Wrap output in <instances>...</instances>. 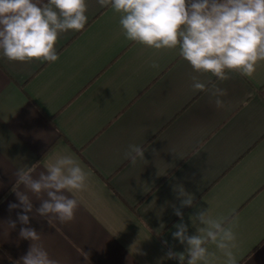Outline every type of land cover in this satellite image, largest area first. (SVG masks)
I'll return each mask as SVG.
<instances>
[{
  "label": "crops",
  "instance_id": "crops-1",
  "mask_svg": "<svg viewBox=\"0 0 264 264\" xmlns=\"http://www.w3.org/2000/svg\"><path fill=\"white\" fill-rule=\"evenodd\" d=\"M86 5L85 28L58 34L56 62L9 61L0 49V264L27 253L31 241L19 231L29 226L57 264H180L166 256L186 250L172 236L178 186L194 197L181 208L189 235L200 227L190 217L208 208L228 218L237 264H264V61L251 77L229 72L218 108L192 79L216 77L196 72L179 46L131 41L121 13L98 0ZM130 145L146 149L134 166ZM61 156L87 174L84 189L66 191L78 201L74 219L48 223L35 213L45 197L28 193L33 212L21 225L22 208L9 210L19 203L15 190L27 191L16 171L31 167L38 177ZM207 247L209 264H226Z\"/></svg>",
  "mask_w": 264,
  "mask_h": 264
},
{
  "label": "clouds",
  "instance_id": "clouds-1",
  "mask_svg": "<svg viewBox=\"0 0 264 264\" xmlns=\"http://www.w3.org/2000/svg\"><path fill=\"white\" fill-rule=\"evenodd\" d=\"M101 7L110 6L121 13L120 25L127 39L156 50L180 48L181 57L196 72L211 73L216 81L201 83L193 77V88L207 92L218 108L224 106L221 97L227 94L219 83L230 78L229 72L251 77L259 61H264V0H98ZM58 10V11H57ZM86 0H0V49L9 61H47L59 59L55 48L58 34L68 30L79 32L87 23ZM152 67H157L155 63ZM146 149L130 145L126 153L134 166L144 159ZM33 168L16 171V183L27 191H16L19 203H10L9 210L22 208L17 219L29 225L33 203L28 193L39 199L35 213L48 223L57 219L65 223L74 219L78 201L66 191L86 187L87 174L71 156H61L38 177ZM180 208L175 214L180 223L174 225V239L186 245L185 252L166 253L168 259L180 264H209L214 244L226 257V264H237L233 249L236 236L227 217L213 218L210 210L198 209L190 217L197 234L189 235L181 208L192 207L194 197L183 186L176 189ZM17 221L7 226L16 228ZM202 225V227H201ZM19 236L31 241L25 255L13 264H57L40 243L41 233L33 227H21ZM187 257V259H186ZM9 260L12 258L9 256ZM85 261L88 254L84 255Z\"/></svg>",
  "mask_w": 264,
  "mask_h": 264
}]
</instances>
